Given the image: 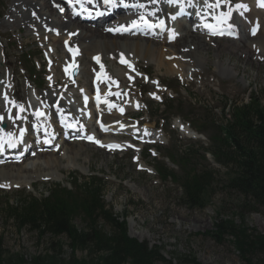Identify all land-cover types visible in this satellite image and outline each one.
I'll return each instance as SVG.
<instances>
[{
    "label": "rangeland",
    "instance_id": "rangeland-1",
    "mask_svg": "<svg viewBox=\"0 0 264 264\" xmlns=\"http://www.w3.org/2000/svg\"><path fill=\"white\" fill-rule=\"evenodd\" d=\"M20 1L0 0V42L3 45L0 67H5V71L0 74V82L5 81L9 85L10 95L14 94L15 89L14 96L19 100L18 106L23 107L29 103V101L27 102L26 87L29 89L30 87L27 80L34 86L35 83H42L43 85L41 88L43 91L36 92V103L38 104L40 98L37 94H47L45 92H48L44 90L46 89L45 80L48 74L47 64L43 60L45 48L43 52L39 46L45 44L38 41L40 38L31 34L35 38L33 39L27 33L25 26L19 25L17 20L11 23L13 25H6L12 5L15 2L20 3ZM24 8L27 9V7ZM55 23L58 24L56 21ZM100 32H103L102 29ZM183 42V39H180L177 46L187 45ZM235 42L239 44L237 41ZM213 43L208 44L210 47L208 62L202 69L197 70L190 66L187 68V73L193 76L192 81L187 82L186 79L189 75L184 78L177 76L180 82L173 74L166 73L165 69H158L153 61L144 58L143 60L139 55L137 63L141 77L133 85L130 80H124L122 77L123 69L120 70V67L123 65L127 70H131L128 62L137 57L125 51H122L117 58L105 56L103 60L106 59L104 64L107 73L110 78L117 81L118 77L120 81V85L116 84L117 87L114 91L124 88L128 91L129 101L134 100L140 104V109L133 110L131 116L126 117L130 112L126 108L128 112L123 118L142 122L144 125L141 128L147 132L146 136L152 132V135L157 138L156 145L158 148L156 149L160 154L152 160L146 159L144 157L145 149H141L142 145L146 143L145 140H140L127 133L120 137L130 141L136 140L137 151L129 149L125 153H106L94 146H85L80 148L82 154L75 157L69 154V146H66L61 156L57 155L58 152L55 154L62 160L60 164L62 175L60 176L55 172H45L46 174L43 172V175H48L46 181L42 180L38 173L31 172L36 171L38 166L41 168L39 171H42L51 164L46 166L44 164L46 160L40 154L36 158L34 157V160L27 159L22 166L25 168L29 166L27 168L29 175L26 174L22 179L7 181L9 184L6 186L0 184V264H69L73 252L65 236L52 237L46 233L39 234L35 229L28 226H19L17 220L10 213V209H17L20 203L22 204L30 198L41 199L47 196L48 189L52 190L57 186L71 190L75 181L77 185L83 186V183L88 182L91 177L104 183L103 205L107 209H111L114 216L120 220L119 222L124 217L127 236L139 243L146 244L150 249L159 248V255L164 263L159 261L155 264H168L167 262L179 264L180 259L185 256L194 259L198 264H248L234 249L231 243L232 239L229 236L223 235L222 243H216L207 233L213 232L214 224L229 220L236 226H244L250 230L253 236H264V209L251 207L247 202L248 200H245L237 191L227 189L224 186V180L228 174L226 170L221 166H215L214 160L210 156L204 158L202 154L210 151L211 139L217 133L215 126L226 125L224 122L231 120L234 108H240L253 102H257L264 108V58L262 60L251 58V60L244 61L243 56L235 54L231 64L237 67V73L224 77L219 75L214 68L213 63L216 58L213 51L217 45L229 47L234 44V41H216L215 45ZM90 44L91 42L87 41L85 46ZM160 45L162 44H157L158 50L164 54V49ZM80 47L82 48V46ZM58 50H60L59 43L53 51L51 48V51L47 52V56L51 57L52 63L58 62L57 65L51 67L52 72L62 74L57 69L62 65L59 60L62 51ZM252 52L254 53V51ZM50 53L52 54L50 55ZM226 56L230 57V54L222 55L221 60L224 61ZM89 58L87 53L83 59L87 65L84 68L85 73L80 75L78 82L82 91L84 84L89 83V72H87L89 71ZM114 64H118L116 69ZM123 72L126 74L125 69ZM5 73L10 75L12 80ZM144 74L149 78L148 82L142 80ZM128 77L133 79L131 76ZM6 79H9L8 82ZM49 79L51 78L47 79V85H49ZM63 79H61L62 81L60 79L54 81L56 82L55 86L60 85L57 89H60L61 86L66 88ZM155 81H159L161 87L157 93L152 95L154 86L151 83ZM75 87L76 85L70 81L68 89L75 92L77 90ZM52 91L56 90L51 89L50 92ZM11 99L9 102L11 109L16 110L17 107L13 106L14 99ZM69 99L72 100L71 97ZM170 100H179L178 105L177 102L169 105ZM162 104L168 105L169 114H164ZM205 105H207V109ZM20 112L18 111L15 116L17 123L21 119L19 117ZM188 112H191L192 121L196 125L207 120V130L197 134V139L184 136L177 129V121L186 123L184 116L190 115ZM12 114L15 113L12 112ZM176 115L178 118H174ZM164 117L167 118L166 123L160 128L158 121ZM8 118L4 120H11L12 115L10 114ZM20 122L22 123V119ZM168 122L169 124H167ZM89 124L91 125V123ZM190 130L193 131L192 127ZM184 150H192V152H196V156H200L191 161L197 165V171L214 170L217 174L213 179L214 184L212 183L209 202L202 210L186 208L180 200L181 195L177 186L170 182H162L153 169V167L158 168L157 162L162 163L166 170H170L176 179H179V169L165 161L163 156L172 154L174 161H176L175 152L181 154V151ZM46 153L49 154L48 151ZM151 155L154 156V152H151ZM30 163H35L33 168ZM12 167L14 168V166L8 168ZM5 187L12 189L7 190ZM181 217H184L185 220ZM73 225L81 230L84 226L82 218L75 217ZM99 225L103 232L106 234L109 232L108 225L103 222H100ZM142 235H144V239ZM90 250H77L73 257L75 260L96 262L102 255L97 252L92 253ZM248 260L251 264H263L264 252H254L248 256Z\"/></svg>",
    "mask_w": 264,
    "mask_h": 264
},
{
    "label": "bare ground",
    "instance_id": "bare-ground-1",
    "mask_svg": "<svg viewBox=\"0 0 264 264\" xmlns=\"http://www.w3.org/2000/svg\"><path fill=\"white\" fill-rule=\"evenodd\" d=\"M156 1L157 0H123V4L132 6L130 13L117 19L114 18L113 20H105L102 23L109 24L114 28H119L121 25H123L125 28H129L133 20L137 21V23L140 22L141 20L139 19V17L141 15H144L146 11L152 10L157 11L154 14V18H156V20H164V18H166L165 11L155 4ZM168 1H171L175 4L174 0H164L163 3L166 4V2ZM190 1L193 2L191 7L195 8L194 12L206 17L210 25H220L228 20V11L225 8V4L222 3H226V0H219V6L212 8L207 7V5H216L217 0ZM58 4H60L58 0H21L20 3L15 2L12 5L11 11H9L8 13L6 25H13L11 23L17 20L19 25L25 26L28 34L36 35L37 38H40L42 42L47 39V43L46 45H44V47L52 48V51L57 46L59 40L61 41V45L63 41L69 40L70 45L74 50V56L69 57L63 51L60 52L59 60L60 62H62V65L57 67V69L58 71H61L62 74L64 71H66V69L68 72L72 69L77 71L74 78L76 82L78 81V76L85 73L84 68L87 65H85V61L83 59L87 53L88 56H90L88 64L89 71L87 72H90L91 69L93 71L96 70V65L93 64L92 60L94 57H97L99 62H101L105 58V56H113L117 58L122 51L133 54L137 58L128 62V66L130 63H132L133 69L127 70L123 65H121L120 67V70H122V67H124L126 74L131 77L134 74V67L138 69L137 59L139 55L142 57V59L144 58L148 59V61H153L158 69H165L164 71L168 74H173L180 78H184L186 75H189L186 81L192 78V74L187 73V68L189 66L193 69L199 70L202 69L208 62L207 57L208 52L210 51V47L208 46V44L213 42V39H209L204 33L199 34L198 32H196L197 28H194L191 25H187L186 23H178L175 33L174 31H171L169 27L167 33L162 39H140L131 37L112 38L109 35H105L103 33L105 26L101 27L103 31L101 33L96 29L93 30L90 27L79 25L77 22L71 21L67 16H59V13L58 11H56L54 6ZM138 5H142L143 7H138ZM24 7H27V9H25ZM178 8L179 6L176 5L174 9L175 13H177L176 11L178 10ZM241 13L243 14V19L240 21L241 25L245 26L246 24H251V26L246 27V29L248 28V30H250V28L254 26H257L258 32L256 34V37L253 39L249 38L247 34L242 32L240 38L237 40L239 44L234 41V44L229 47H225V45L216 46L215 50L213 51L216 61L213 63V65L216 72L224 77L237 73V67L231 64L232 57L235 54L243 56L244 61L251 60V58L261 59L262 56H264V12L258 10L256 7L248 5V7ZM55 21L58 22V24H56ZM67 29L68 31H66ZM98 32H100L101 34ZM180 39H183V43H186L187 45L177 46V43ZM87 41L91 42L89 46H85L87 44ZM155 43L162 44L160 46H162L163 49L165 47H168V50L166 51V49H164L163 54L158 50L157 44ZM80 46H82V48ZM2 47L3 45L0 42V56L2 55ZM252 51H254V53ZM51 54L52 53H50V55ZM224 54H230V57L226 56V59L222 61L221 58ZM71 61H74V64L70 69L69 64ZM52 70L53 69L51 68L50 73L53 75ZM4 71L5 67H0V74ZM7 80L9 79H6V81ZM49 80V85L47 86L52 87L53 85H56V82H54L56 79L51 78ZM63 81L65 84H67L68 77H65ZM101 81H103V78L101 79ZM9 88V85L5 81L0 82V93L3 91L7 93V96H9ZM59 91L60 90L52 91L49 94H37V96H39L40 98L38 104L36 103V105H32L28 103V106H31L32 110H34L35 113L43 112L45 114L43 119L44 122L47 125L50 124L54 127H56V111H59V113L62 111V118L65 121L78 122L79 125L83 127L85 126V128H87L90 125L89 123H91L93 120V125L96 122L97 126L94 129L93 133L87 135H91L94 138H97L96 141L99 142H105V139L100 138V128L102 125L106 127V129L108 128V131H112L114 130L113 124H116L117 127H120V123L124 122L123 120L125 119L123 117L128 112V110L131 111L138 108L137 103L125 102L126 97L123 93L111 92V90L107 89L102 91L101 93L102 102L99 107H94V105H92L90 102L92 96L90 80L88 84H84L83 91L81 90L82 92L80 93H71L70 90H66V92L60 94ZM69 97H71L72 100H70ZM67 101L71 102L72 105H69ZM80 102L82 103V105L86 103L89 104L88 110L90 112V118L88 120H85V118H82L80 115L81 111L77 108ZM4 108L10 110L11 115L12 112L17 115V112H20L22 110L18 108H16V110L11 109L10 103H5L0 98V124L4 123L7 125L6 129H4L0 133V142H3L5 154L9 155L11 153V147H8V142L12 143V141H18L20 139L18 141L20 142V144L18 148L15 149V154H21L23 151H25V142L30 141L25 139L24 136H26L28 139L31 138L30 132L28 130V124L31 122L32 118L29 117V112L26 108L25 111H27V114L26 112H23L24 117L21 118L23 127L22 129L24 130L23 135H21L20 129L16 127L17 122L15 120V117H13L11 120H4V118L2 117L1 111ZM43 130H45L44 134ZM184 130L186 129L184 128ZM9 133H11L10 136L8 135ZM50 134L51 133L48 128L39 129L37 140L42 143V140ZM53 145L55 147H58V156H61V154L64 153L66 146H69V154L71 156L74 155L75 157H79L82 154V149L80 148L86 146L85 144H80L76 141L63 142L62 144L58 142L53 143ZM32 146V148H36L35 144ZM38 153L42 155L43 159L46 160L44 161V164H46V166L47 164L51 165L47 166V168L44 169L45 171H39V169L41 168H39L38 166L37 170L31 173H38V175L41 176L42 180L47 179L46 176H48L43 175V172H55L58 175L60 174V176L62 175L60 169V164L62 161L61 158H59L52 152H49L48 154L46 153V151L42 153H40L39 151ZM38 153H36V156L39 155ZM10 159L12 161L9 162H13L14 158ZM26 161L27 160H23V162H19V164H16V166L12 164L3 166V163H0V184H4L6 186L9 184L7 183V181L11 182L12 179H22L26 174L29 175L30 173L27 172V168L29 166H27L26 168L22 166L26 163ZM34 165L35 163H30V166H32V168L34 167ZM10 166H14V168L12 167L9 169L8 167ZM181 218L185 220L184 217ZM142 238H145L144 235H142Z\"/></svg>",
    "mask_w": 264,
    "mask_h": 264
},
{
    "label": "trees",
    "instance_id": "trees-1",
    "mask_svg": "<svg viewBox=\"0 0 264 264\" xmlns=\"http://www.w3.org/2000/svg\"><path fill=\"white\" fill-rule=\"evenodd\" d=\"M218 130L221 132L212 141L211 155L218 165L227 169L224 186L237 191L251 207L264 209V108L254 103L235 109L226 128ZM216 175L213 171L184 169L178 183L183 205L188 209H204ZM76 188V193L59 189L50 191L42 199H27L16 206L17 209H10V213L19 226H28L39 234L52 237L65 236L73 252L69 264L164 263L159 248L150 249L146 244L130 239L124 217L119 222L111 209L103 205L100 180L92 178ZM75 217L82 218L84 226L81 230L73 225ZM100 222L108 225L107 234L102 231ZM207 235L216 243H222L223 235L229 236L234 249L248 264H251L249 255L264 252V236H253L250 230L229 220L214 224L213 232ZM84 249L102 256L96 262L75 260V252ZM181 263L198 264L186 256L180 259Z\"/></svg>",
    "mask_w": 264,
    "mask_h": 264
},
{
    "label": "snow or ice",
    "instance_id": "snow-or-ice-1",
    "mask_svg": "<svg viewBox=\"0 0 264 264\" xmlns=\"http://www.w3.org/2000/svg\"><path fill=\"white\" fill-rule=\"evenodd\" d=\"M89 2H91V0H89ZM104 4L105 5H108V6H111V7H115V6H119V4H122L123 3V0H103ZM219 6V0H217V3L216 5H212V4H208L207 7L209 8H212V7H218ZM125 7H127V5H125ZM138 7H143L142 5H138ZM61 11H63V9H61ZM102 13H97V15H101ZM140 20L143 21L144 23H147L146 20H144V17L141 16L140 17ZM163 22H161L162 24ZM137 26V21L133 20L132 21V24L130 25V27H136ZM121 29L123 30H127V28H125L123 25L120 26ZM215 34V33H213ZM129 67H131V65H129ZM67 71V69H66ZM40 115H43L42 113ZM102 130L104 128V126L102 125ZM23 129H21V135H23ZM147 134V133H146ZM9 136L11 135V133L8 134ZM89 139H93L92 137H89ZM96 143H100L99 141H95ZM15 145L11 142H8V147H14ZM103 146V145H101ZM3 147V142H0V148ZM107 147H109L110 149L111 148H115V147H119L118 145H108Z\"/></svg>",
    "mask_w": 264,
    "mask_h": 264
}]
</instances>
